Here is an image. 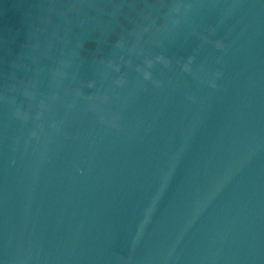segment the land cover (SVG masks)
<instances>
[{"label": "water", "instance_id": "95a60500", "mask_svg": "<svg viewBox=\"0 0 264 264\" xmlns=\"http://www.w3.org/2000/svg\"><path fill=\"white\" fill-rule=\"evenodd\" d=\"M0 264H264V0H0Z\"/></svg>", "mask_w": 264, "mask_h": 264}]
</instances>
